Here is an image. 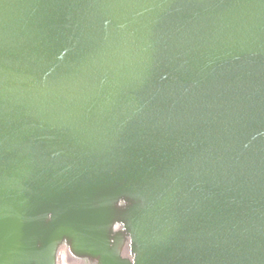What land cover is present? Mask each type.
Masks as SVG:
<instances>
[{
	"label": "water",
	"instance_id": "1",
	"mask_svg": "<svg viewBox=\"0 0 264 264\" xmlns=\"http://www.w3.org/2000/svg\"><path fill=\"white\" fill-rule=\"evenodd\" d=\"M0 264H264V0H0Z\"/></svg>",
	"mask_w": 264,
	"mask_h": 264
}]
</instances>
